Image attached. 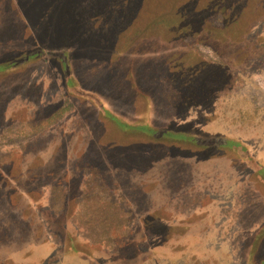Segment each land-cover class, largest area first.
Listing matches in <instances>:
<instances>
[{"label":"rangeland","instance_id":"1","mask_svg":"<svg viewBox=\"0 0 264 264\" xmlns=\"http://www.w3.org/2000/svg\"><path fill=\"white\" fill-rule=\"evenodd\" d=\"M0 264H264V0H0Z\"/></svg>","mask_w":264,"mask_h":264}]
</instances>
